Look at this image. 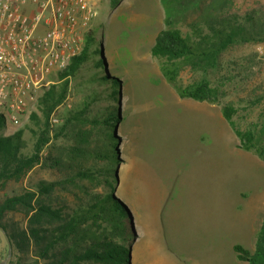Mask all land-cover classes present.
<instances>
[{
  "label": "trees",
  "instance_id": "1",
  "mask_svg": "<svg viewBox=\"0 0 264 264\" xmlns=\"http://www.w3.org/2000/svg\"><path fill=\"white\" fill-rule=\"evenodd\" d=\"M159 1L167 14L166 26L156 34L150 53L163 78L181 98L218 101L220 90L205 76L184 83L180 72L188 67L204 74L218 66L228 47L263 42L264 9L221 11L228 0ZM118 3L112 0V7ZM182 23L187 28L184 32ZM96 33L95 28L86 32L81 52L59 72L60 81L39 95L40 114L29 115L30 148L21 129L0 134V231L5 249L10 245L17 264H131L130 247L136 237L131 215L122 198L112 194L118 160L112 130L119 123L120 80L108 74L110 65ZM71 94L79 97L67 105ZM58 107L64 108L56 115L57 122H52ZM235 111L231 104L221 107L239 139L238 147L264 159V125L241 130L233 119ZM5 125L0 110V130ZM35 165L55 170L61 178L4 191L10 182L23 180ZM82 180L103 182L106 191L84 186L82 196L72 203L52 196L55 190ZM21 214L24 220L16 218ZM233 250L240 261L264 264V216L254 249L234 245ZM29 254L32 258H27Z\"/></svg>",
  "mask_w": 264,
  "mask_h": 264
},
{
  "label": "rangeland",
  "instance_id": "2",
  "mask_svg": "<svg viewBox=\"0 0 264 264\" xmlns=\"http://www.w3.org/2000/svg\"><path fill=\"white\" fill-rule=\"evenodd\" d=\"M92 2L97 13L90 28L97 29L96 35L102 40L103 56L110 65L106 66L108 74L116 75L120 80L119 123L116 122L112 130L117 140L118 157L114 165L116 188L112 194L119 200H123L125 194L135 197L143 189L141 184L148 170L153 167L162 170L164 190L171 187L153 196V214L156 213L159 222V236H163L164 231L169 234L173 230L180 232L185 227L194 229L185 232L184 245L170 244L171 247L162 254L163 258L174 264H247L236 258L231 246L208 245L210 241L203 237L204 234L195 230L200 227L199 219L210 222L207 228H226L228 224H225L223 215L221 218L225 223L211 222L216 217L215 208L219 202L224 203V215H229V210L242 199L244 211L250 210L251 228L253 221L256 224L259 219V224L263 219L264 159L249 151L259 162L254 159L248 162L243 150L237 148L239 139L223 117L221 107L231 104L235 108L233 119L241 130L264 125V41L228 47L218 66L204 74L193 72L188 67L180 72L184 83L205 76L220 90L218 101L211 103L181 98L163 78L157 59L150 53L156 34L166 26L167 14L160 1L119 0L115 6L116 13L111 17L110 12L115 8L112 0ZM254 9H264V0H228L220 8L225 12ZM109 18L105 29L103 22ZM181 29L183 32L187 30L184 23ZM78 97L71 94L65 104L69 105ZM38 108V102L29 104L17 123L6 119L0 134L23 130L29 149L32 137L28 127H33L29 115L31 112L40 114ZM63 108L58 107L53 115H58ZM176 171L179 176L173 184L167 175ZM59 178V172L35 165L23 180L10 182L4 191L12 193L37 180ZM84 186L94 192L106 191L103 182L82 180L55 190L52 196L72 203L76 197L82 196ZM219 193L222 194L220 198ZM122 202L130 211L125 200ZM16 218L24 220L22 214ZM257 233L251 232L243 247L253 250ZM163 238L161 240L166 239L170 243L168 237ZM130 250L133 251V246ZM6 256L5 240L0 231V264ZM31 256L29 254L27 258ZM9 260L11 264H17L12 250Z\"/></svg>",
  "mask_w": 264,
  "mask_h": 264
},
{
  "label": "built area",
  "instance_id": "3",
  "mask_svg": "<svg viewBox=\"0 0 264 264\" xmlns=\"http://www.w3.org/2000/svg\"><path fill=\"white\" fill-rule=\"evenodd\" d=\"M96 13L92 0H0V110H7L6 119L17 123L44 88L60 81Z\"/></svg>",
  "mask_w": 264,
  "mask_h": 264
},
{
  "label": "crops",
  "instance_id": "4",
  "mask_svg": "<svg viewBox=\"0 0 264 264\" xmlns=\"http://www.w3.org/2000/svg\"><path fill=\"white\" fill-rule=\"evenodd\" d=\"M116 7L111 10L110 17L116 13L115 11ZM110 22V18L107 22H103V28H107ZM210 117V116H209ZM241 149L240 147H237ZM243 150V149H242ZM243 155L246 156V159L248 162L250 159L257 160L256 158H252L249 151L243 150ZM250 155V156H249ZM251 157V158H250ZM243 159V158H242ZM258 161V160H257ZM259 162V161H258ZM154 164V162H153ZM155 166V164H154ZM264 166V165H263ZM157 167V165H156ZM163 171L157 168L149 169L146 178H144L141 187L143 189H140L138 194L133 197L131 194H125L123 195V201L128 204L130 207V215L132 219L133 224V230L136 234L135 240L133 242V251H131V262L133 264H144L146 262L148 263H170L174 264L170 261H168L165 257L163 258L162 254L168 250L170 244L174 245H184L185 242H183V238L185 237V232L187 230L192 231L193 228L189 229L185 227L180 232H176L173 230L169 234L164 231L163 236H159V229H158V221L156 220V213L153 214V196L157 193L166 192L168 188L165 187L166 190H164V186L161 182H163ZM179 176V172L176 171L174 174H169L167 177H170L172 183L174 184L177 181V178ZM221 193L218 194L219 198L221 197ZM244 199L245 197L242 196ZM241 203L238 201L236 205H234V209H230L229 215H224V203L219 202L218 207L215 208L216 217L215 219H212L211 222H224V219L226 221L225 224H228L226 228L219 229V228H207V225L210 223L202 222L199 219L200 227L196 229V232H200L201 234H204V238L206 240H209L210 243L208 245H219V246H231L233 248L234 245H240L244 246V240H248L250 233H255L258 231L259 226L261 223L256 224L253 221L252 228L250 227V217L249 213L250 210L247 208L246 212L244 211V207L242 205L243 200H240ZM233 212V213H231ZM245 212V213H244ZM174 214V213H173ZM221 215H223L224 219L221 218ZM173 217V216H172ZM174 218V217H173ZM262 220H260L261 222ZM233 222V225H230V223ZM181 223V222H180ZM185 223V222H184ZM181 237L180 239L178 238ZM162 237H168V240L170 243L164 239L161 240ZM164 249V250H163ZM163 250V251H162ZM157 258H161V260H158Z\"/></svg>",
  "mask_w": 264,
  "mask_h": 264
},
{
  "label": "water",
  "instance_id": "5",
  "mask_svg": "<svg viewBox=\"0 0 264 264\" xmlns=\"http://www.w3.org/2000/svg\"><path fill=\"white\" fill-rule=\"evenodd\" d=\"M0 230H2V229L0 228ZM5 238L7 240L6 235H5ZM10 254H11V248H10V245H8V248H7V256L4 258V260L2 261L1 264H7V261H8V258L10 256Z\"/></svg>",
  "mask_w": 264,
  "mask_h": 264
}]
</instances>
